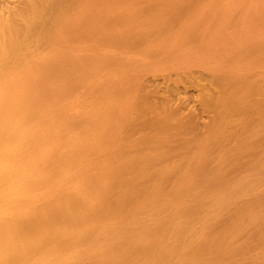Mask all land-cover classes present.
Listing matches in <instances>:
<instances>
[{"label":"bare ground","instance_id":"obj_1","mask_svg":"<svg viewBox=\"0 0 264 264\" xmlns=\"http://www.w3.org/2000/svg\"><path fill=\"white\" fill-rule=\"evenodd\" d=\"M85 1L18 0L14 5H6L5 14L0 13V264L216 262L224 255L219 253L222 240L218 239L217 234L211 236L208 252L199 247L196 249L188 243L195 242L194 236L188 235L182 224L172 223L165 216L164 207L169 204L177 210V194L181 182H192L198 190L202 187L198 182H206V187L212 191L214 182L225 179L224 174L219 176L212 173L213 168H222L224 162L218 160L210 168L207 163L213 156L212 151L217 141L230 132L224 130V127L236 123L238 116L244 113V99L232 97V91H227L224 86L216 94L218 96L214 95V99L204 97L210 99L203 107L211 113V131L203 137L182 138L184 142H181L178 152L170 150L168 144L181 133L184 134L188 126L186 129L185 122L182 124L180 119L174 118L173 112V117L170 113L162 114V111L151 108L144 101L135 106L138 117H133L131 123L150 130L145 139L133 134L127 139H121L118 137V130H101L98 125L96 130L93 129V115L89 116L92 112H84V118L81 116L83 119H77V113H71L69 101L73 103L72 99L76 96V77L88 74L97 65L100 69L102 62L96 59L98 62H95L100 63L95 65L94 60L72 56L69 50L63 49L67 47L70 36L77 32L76 37L86 35L90 26L96 22L99 24L103 23V19L110 18V21L114 18L119 24L123 16L120 18L118 11L121 13L124 10L116 4L120 0H116L113 8L119 6L118 11L116 8L110 11L112 5L107 7L106 4L105 13L104 9L96 12L92 5L91 10L96 11L87 12L91 6L88 8L87 5L86 10ZM92 1L89 2L93 4ZM97 1L102 0H95ZM77 8L81 11H77ZM107 11L116 15L118 12L119 18L116 19L112 16L114 14L106 13ZM88 17L89 21L95 18L94 23L89 22ZM97 19L99 22H95ZM169 22L170 20L166 24ZM113 26L115 28V23ZM100 31L102 36L103 30ZM168 32L171 30L166 26L143 35L134 33L127 37L124 33L120 34L127 38L119 37L121 41L118 40V44H122L120 46L127 50L119 51V48L118 52L121 54L115 56L118 57L116 60L123 62L122 64L126 62V65L134 69L131 64L136 66L140 60L135 62L134 59L137 58L133 57L131 60L132 56L128 58L127 55L142 54L143 49L155 44L154 37H167ZM113 33L118 39L117 34L115 36ZM107 48L105 47L106 50ZM138 50L142 51L138 53ZM156 51L150 48L147 56H142V60L145 61L146 57L149 60L156 59L171 50H164L161 54ZM173 52L177 53L176 50ZM97 53L95 54L99 55L101 52ZM105 56L102 57L106 58ZM165 57L164 54V59ZM123 58H126L125 62ZM139 63L136 70L141 72L146 62L143 66ZM84 82L82 79L81 87ZM228 84L232 85L228 80L223 85ZM236 85L234 82L232 87ZM80 90L82 91L81 88ZM147 113H153L154 116L150 118ZM97 117L99 118L96 116L95 120ZM249 122L253 120L250 119ZM247 133L250 137L256 134V130L248 129ZM123 140L126 143L120 142ZM237 145L242 154L253 158L255 147L247 145L246 137ZM141 146H145L144 150H141ZM252 166H255L254 160L249 168ZM152 211H157L156 222L166 225L167 229L161 228L156 236H152L149 226L145 224V233H133L140 214Z\"/></svg>","mask_w":264,"mask_h":264},{"label":"rangeland","instance_id":"obj_2","mask_svg":"<svg viewBox=\"0 0 264 264\" xmlns=\"http://www.w3.org/2000/svg\"><path fill=\"white\" fill-rule=\"evenodd\" d=\"M15 1L18 0H0V9H2L0 13L5 14V7L8 6V3L11 5ZM89 1H85L88 3H85L86 10L87 5L88 8L92 5L97 10L94 9L96 12H102L101 10L104 9L103 12L105 13L109 5H112L110 11L119 9L121 6L120 9L124 11L121 13L120 10L117 9V11L120 18L123 16V19L126 18L127 20L123 21L122 19L117 24L114 18L110 21V18L103 19L106 23L102 20L103 23L99 24L103 26H98L96 21L99 22V19L95 20L96 23H94L95 18L91 19L93 21H89L88 17L87 20L94 23L93 26H90L92 28L89 29L90 32L88 31L86 35H80V37H76L79 32L72 37L70 36L71 41H68L67 47L63 51L69 50L72 56H82L84 59L94 60V62L97 59L102 62H99L100 66L101 64L105 66H103L105 69L102 66L98 69L99 65L97 64L99 63L96 60L95 65L97 66L92 71L82 76L79 74L76 77L74 83L75 86H78L75 89L77 91L76 96H74V100L72 99L73 103L70 102L71 100L69 101L70 108L72 107L71 113H77L75 116L80 119L88 111L92 112L89 113V116L92 117L93 115L92 120L94 119V122L91 123V127L95 126L93 128L95 130L98 125L101 126L99 127L101 130H118V137L121 139H127L132 134L145 139L150 130L131 123V119L138 115L135 106L144 101L151 108L154 107L160 112L162 111V114L164 112L170 113V116L173 117V112L174 118L180 119L182 124L185 122V128L188 126V130H185L184 134L181 133L182 137H180L181 135L177 136L176 141L168 144L170 150L178 152L184 142L182 138L203 137L211 131V113L205 110L203 105L208 100L218 96L216 94L220 92L221 87L223 89L224 86L227 91H232V97L243 98L244 113L238 116L236 123L224 127V130H230V132H227L228 134L226 133L224 138L222 137L217 141L212 151V158H208L211 160L207 163L208 168L212 167L218 160L224 162L222 168L218 170L213 168L215 171L212 173L219 176L224 174L225 179L214 182L212 191L206 187V182H198L202 185L199 190L194 187L192 182H181L177 194V210L174 209L173 205L167 204L164 207V214L172 223H180L186 227L187 234L194 236L193 240L195 241L188 243L195 246L196 249L199 247L200 250L208 252L210 238L217 234L218 239L222 240V242L219 241L222 244L219 253L224 255L216 262L212 261L209 264H264V0H124V2L120 0L117 3L116 0L97 2L93 0L94 5ZM99 2H103L104 6L101 3L100 5ZM115 3L119 5L117 8L115 7L116 9L113 8ZM92 6L87 12H95L91 10L93 9ZM99 6H102V9ZM77 11H81V9L78 10L77 8ZM118 12L117 15L113 12L110 13L118 19ZM169 20L170 22L166 24ZM126 21H128L127 24ZM107 22H110V25ZM119 25L120 27H118ZM166 26L171 32H168L167 37H165L166 35L159 36L160 38L154 37L153 43L156 42L152 44L154 47L150 46V48L152 51L157 50L156 52H160V54L169 49L171 50L170 53L167 51L160 57L151 58V60L146 57L150 48L140 50L142 54L139 53V50L138 55L131 53L133 55H127L128 58L131 56V60L137 58L134 59L135 62L140 60L136 66L131 64L134 69L130 65H126V58H123L124 64L118 59L119 62H117L116 58L118 57L115 56L121 54L118 49L120 48L119 51L126 49L124 44L125 49L121 47L122 44H120L121 46L118 44L121 41L120 38L125 35L130 37L134 33L135 35H143L151 30L154 31ZM105 28L109 31L107 32ZM100 30H103L102 36L99 33ZM105 30L106 33L104 34ZM107 33L111 34L106 35ZM112 33L115 36L117 34L118 39ZM122 33L125 35H120ZM99 35L101 38H97ZM103 35H105L104 38H102ZM81 37L84 39H80ZM127 37L125 36V38ZM97 46L99 48H96ZM105 47H108L107 49L110 51L106 50ZM179 47L182 48L179 49ZM81 48L83 49L81 50ZM175 50L178 54L173 52ZM97 52L101 53L97 55ZM108 52H111L113 56L111 57ZM101 54L102 56L106 55V58L100 56ZM164 54L166 57L168 55L176 56L174 58L169 56V59L168 57L164 59ZM83 55L87 56L84 57ZM143 55H146L145 61L142 60ZM96 57H102V59ZM109 58L114 59L113 61L117 64L110 63L113 61ZM159 58L163 60L160 61ZM128 60L126 61L128 62ZM138 63L142 66L144 63L147 66L144 65L145 70L143 69L141 72L136 70ZM96 67L97 69H95ZM82 79L85 80V87L82 86L83 88L81 87ZM227 80L232 85H223ZM234 82L237 85L232 87ZM85 88L87 90L83 91ZM201 88L203 89L201 90ZM86 91L90 96L86 94ZM78 93L81 95L79 96ZM201 94L203 95L201 96ZM214 95L216 96L214 97ZM113 109H117V111L115 112ZM147 114L150 118L154 116L153 113ZM176 114L177 116H175ZM96 116L99 118L97 117L95 120ZM250 119L253 122H249ZM248 129L256 130V134L248 137ZM245 137L247 145L255 147L253 158L245 156L242 154V150L238 148L237 144ZM124 141L120 142L124 143ZM141 147V150H144L145 146ZM190 151L192 152V150ZM253 160L255 166L249 168ZM157 217V211L140 214L139 222L133 233H145L147 231L145 224L149 226V233L152 236H156L161 228L167 229L166 225L162 226L156 222Z\"/></svg>","mask_w":264,"mask_h":264}]
</instances>
